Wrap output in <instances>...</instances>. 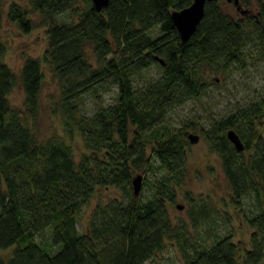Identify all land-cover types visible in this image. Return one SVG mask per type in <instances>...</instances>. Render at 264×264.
Wrapping results in <instances>:
<instances>
[{
    "label": "trees",
    "instance_id": "obj_1",
    "mask_svg": "<svg viewBox=\"0 0 264 264\" xmlns=\"http://www.w3.org/2000/svg\"><path fill=\"white\" fill-rule=\"evenodd\" d=\"M191 1L109 0L98 8L93 0H12L7 15L22 30L33 27L35 12L47 25L42 57L28 54L19 71L4 59L0 5V246H14L0 264H142L167 240L179 246L184 264H238L233 217L225 211L220 228L210 194L199 198L183 187L190 127H201L218 152L230 200L253 226L244 264H264L263 89L203 118L201 126L194 117L166 120L171 107L201 96L207 69L228 74L264 59V0L258 11L239 16L222 0H206L195 30L183 39L172 10ZM43 62L58 83L51 110L61 114L65 133L81 135L78 157L64 134L39 137L34 127ZM155 64L156 75L135 82ZM18 82L24 103L13 105L9 93ZM109 89L115 95L103 101ZM87 95L93 104L84 110ZM229 127L243 148L229 138ZM139 169L146 170L145 195L133 188ZM109 186L120 192L98 197L87 229L80 230L81 210ZM180 189L189 218L174 221L169 205ZM246 195L254 206L246 205ZM202 221L200 233L189 230ZM46 227L49 237L38 238Z\"/></svg>",
    "mask_w": 264,
    "mask_h": 264
},
{
    "label": "rangeland",
    "instance_id": "obj_2",
    "mask_svg": "<svg viewBox=\"0 0 264 264\" xmlns=\"http://www.w3.org/2000/svg\"><path fill=\"white\" fill-rule=\"evenodd\" d=\"M12 0H0L2 7V25L1 38L6 44V52L4 59L11 65L12 68L19 71L25 56L28 54L42 57L47 45V31L46 23H43L40 13H33L34 25L29 30H22L15 21L8 18L9 3ZM25 1V0H19ZM223 5L229 9L235 16L242 15V11L233 0H222ZM242 6L247 7L249 11L256 12L260 8L259 0H251L245 3L241 0ZM45 69V78L41 94V108L39 110L34 127L39 137L48 135L66 136V139L72 142L76 157L79 156L80 151L84 149L80 133L70 137L63 128L62 116L53 112L50 108L52 102L51 96L53 92H57L58 83L54 78L49 65L43 62ZM159 72L158 65H151L142 73L138 74L136 83L141 84L145 79L151 75H156ZM205 78L209 81L208 86L203 91L201 96L190 97L180 102L176 106L169 109L166 120H170L176 124H180L184 119L198 118L199 125L203 118H212L215 114L224 111L234 105L236 102L245 99L249 93L255 89L264 92V59L258 60L256 64H251L245 68L235 69L228 74H224L216 70H206ZM115 95L114 89H109L103 93V101L112 99ZM25 92L23 86L18 82L10 91L9 97L13 105H21L24 103ZM93 104V97L87 95L83 100V109L88 110ZM167 114V115H168ZM201 126V125H200ZM198 130L200 138L196 141H191L187 155L188 173L183 183V187L189 189L196 197L200 198L202 193L204 196L209 195L208 205L217 213V220L220 228L224 229L226 226L224 221V212L230 213L233 217L231 225L234 228L233 238L239 244L238 264H244V248L251 245V232L253 226L241 214L240 208L234 205L230 200L231 190L228 183L227 176L221 165L219 154L216 150L211 149L208 140L202 134L201 127H190ZM189 128V129H190ZM151 145V144H150ZM149 145L148 152L151 150ZM141 171L143 173L142 187L138 195L147 193L149 183L145 184L144 175L146 170L139 169L134 175ZM120 188L117 186H109L107 188H100L99 194H95L90 202L86 204L81 210L78 218V227L80 230H85L88 227L89 217L93 206L96 204L98 197L106 199L109 193H119ZM208 196V195H207ZM177 202L184 205L179 206ZM185 197V193L180 189L177 193L175 202L169 205L174 221L178 216L189 218L188 207L189 203ZM245 202L247 206H254V202L250 195H246ZM202 226L189 225V230L192 233L198 234L204 229V222ZM49 228H45L38 232V238L49 237ZM13 245L7 247L0 246V259H7L13 250ZM184 257L179 246L172 240H167L162 249H158L153 256L146 259L142 264H184Z\"/></svg>",
    "mask_w": 264,
    "mask_h": 264
},
{
    "label": "water",
    "instance_id": "obj_3",
    "mask_svg": "<svg viewBox=\"0 0 264 264\" xmlns=\"http://www.w3.org/2000/svg\"><path fill=\"white\" fill-rule=\"evenodd\" d=\"M109 0H93L98 8H102ZM236 4H239L240 0H234ZM206 0H192L189 4L181 7L175 8L172 10V17L175 24L177 25L179 32L183 39L187 38L196 28L199 20L201 19L204 9H205ZM247 7H242V10H247ZM160 60L163 61V57L159 56ZM227 135L234 142L237 148H243L245 146L244 141L240 134L234 127H229L227 129ZM189 137L191 141H196L199 139V133L196 131H190ZM143 173L138 171L133 176V188L136 194L139 193L142 187ZM179 206L184 204L177 202Z\"/></svg>",
    "mask_w": 264,
    "mask_h": 264
},
{
    "label": "flooded vegetation",
    "instance_id": "obj_4",
    "mask_svg": "<svg viewBox=\"0 0 264 264\" xmlns=\"http://www.w3.org/2000/svg\"><path fill=\"white\" fill-rule=\"evenodd\" d=\"M233 1H234V0H233ZM234 3H235V2H234ZM235 4H236V3H235ZM236 5H237L238 8H240V10L242 11V13H245L246 11H249V9H250V8H249V9H247L246 11H243V10H242V7H243V6H242V3H241V0H240L239 4H236ZM198 128H199V127H198ZM190 131H196V132L199 133L198 130H194V129H191V128L189 129V132H190ZM202 134H203V133H202ZM200 135H201V134L199 133V138H200ZM219 157H220V156H219Z\"/></svg>",
    "mask_w": 264,
    "mask_h": 264
}]
</instances>
